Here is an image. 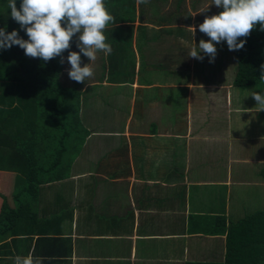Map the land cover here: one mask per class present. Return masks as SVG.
Segmentation results:
<instances>
[{"label": "crops", "instance_id": "obj_1", "mask_svg": "<svg viewBox=\"0 0 264 264\" xmlns=\"http://www.w3.org/2000/svg\"><path fill=\"white\" fill-rule=\"evenodd\" d=\"M124 1L133 7L131 24H138L132 26L137 32L136 46L134 40L130 44L132 73L126 75L128 61L121 62L125 65L121 79L112 77L101 53L99 63L90 62L94 74L80 83L72 137L62 141L63 147L59 144L58 152L50 156L45 152L53 164L41 176L37 191L21 198L35 214V222L25 215L14 228L21 235L0 240V264H13L9 257L30 252L43 257V264L221 262L224 225L236 220L239 212L232 203L244 201V187L253 186L255 194L264 190L261 123L250 121L253 127L249 122L244 132L241 126L247 119L237 124L230 118L242 107L225 89L232 84L220 81V68L209 74L201 67L206 77L197 73L192 80L187 60L197 37L188 27L201 23L198 14L192 15L195 0L188 9L184 0ZM146 46L157 47L160 63L145 64L153 74L143 78L141 72L147 73L140 54ZM11 61L0 59V92L11 72L17 71ZM158 66L165 70L162 77H154ZM69 70L62 66L60 76L67 72L70 79ZM10 83L15 84L14 79ZM218 89H225L223 97ZM177 90L183 91L184 104L179 123ZM255 110L254 106L247 112L256 118ZM114 115L119 117L118 127L109 124ZM6 121L0 119V129L4 127L0 149L13 151L16 129ZM43 135L39 151L54 150L44 146ZM28 149L37 148L31 144ZM17 164L0 169V205L3 199L11 207L17 205L13 194L24 182ZM47 172L54 178H46Z\"/></svg>", "mask_w": 264, "mask_h": 264}, {"label": "trees", "instance_id": "obj_2", "mask_svg": "<svg viewBox=\"0 0 264 264\" xmlns=\"http://www.w3.org/2000/svg\"><path fill=\"white\" fill-rule=\"evenodd\" d=\"M20 3L21 0H16L18 10ZM105 4L114 17V23L109 24L105 30L106 42L112 46L113 55L114 49H118L115 43H122L121 48L124 51L127 47L130 49L133 7L124 0H105ZM220 11L222 9L218 8L216 14ZM0 29H6L7 33L16 30L21 38L28 39L25 31L11 18L8 0H0ZM77 38L78 34L73 37L70 49L62 53L64 60H67L69 51L79 52L76 47ZM240 39H246V43L243 49L232 51L235 66L231 84L239 88L258 85L264 90V81L260 79V66L264 64V31H261L260 25L257 24L249 37ZM104 56L108 57L105 54ZM8 57H11V62L17 64V71L11 72L9 78L6 76V87L0 92V117L6 118L10 128L15 127L16 134L10 145L14 152L8 151L7 147L0 149V169H12L10 164L19 163L16 169L24 177V182L23 187L13 194V197L17 198L15 207L9 206L5 199L1 202L0 240L7 236L14 239L21 235L14 228L15 224L24 220L25 215L28 221L35 222V214L26 207V202L21 198L37 191L38 185L43 183L41 176L49 170V164H53L48 156H44L45 152L49 156L58 152L59 147H63L62 141L72 137L71 121L76 120V101L80 88L78 82L67 84L61 81V57L48 62L40 58H30L16 45L8 50L0 49V59L4 61ZM111 57L106 59L108 73L116 79H121L122 70L125 68L121 63L124 61L120 59L123 56L116 60ZM82 58L83 54L81 60ZM127 65L130 69L126 75L132 73V61L129 60ZM12 79L15 84L10 83ZM7 117L10 118L9 121ZM259 117L264 129V112H259ZM5 129L7 131L6 126ZM0 130L3 134L4 127ZM43 133L44 146H51L54 150L39 151ZM83 137L84 132L81 133L79 141H82ZM34 140L37 142L33 144ZM31 144L37 148L35 151L28 149ZM20 159L21 163L18 161ZM45 177L53 179L54 175L51 176L50 172H47ZM224 248L221 262L200 261L189 264H264V210H253L227 222L224 225Z\"/></svg>", "mask_w": 264, "mask_h": 264}, {"label": "clouds", "instance_id": "obj_3", "mask_svg": "<svg viewBox=\"0 0 264 264\" xmlns=\"http://www.w3.org/2000/svg\"><path fill=\"white\" fill-rule=\"evenodd\" d=\"M150 0H138L147 4ZM222 9L218 14L205 16L198 25L201 33L209 40L201 39L197 47H192L190 57L203 61L204 55L209 63H214L216 44L226 42L229 51L244 48L246 39L260 25L264 31V0H213V4ZM11 18L25 31L28 39L19 36L18 31L10 33L0 29V49L8 50L14 45L24 50L30 58H40L48 62L69 50L74 36L78 35L76 47L79 52L69 51L67 62L70 64L68 76L71 80L84 83L93 76L91 63L81 67V54L91 62L96 60L97 52L110 55L112 47L107 43L105 30L114 23L105 0H21L17 9L16 0H8ZM195 35L197 26L188 27ZM199 49V51H197ZM203 53L204 55H201ZM260 79L264 81V64L260 66ZM257 102V112H264V93L252 92ZM13 264H43V257L34 256L31 252L26 256L9 257Z\"/></svg>", "mask_w": 264, "mask_h": 264}, {"label": "rangeland", "instance_id": "obj_4", "mask_svg": "<svg viewBox=\"0 0 264 264\" xmlns=\"http://www.w3.org/2000/svg\"><path fill=\"white\" fill-rule=\"evenodd\" d=\"M191 1L193 0H184V6L186 9L189 8V4ZM213 4V0H195V5H197L196 7V10H191L193 11L192 15L194 14H198L199 15V18H200V22L203 23L204 21V18L205 16H211V15H215L216 14V11H217V7L215 5H212ZM136 5H134V8H135ZM135 11V14L137 12V8L134 10ZM152 11L154 12H159V9L158 8H152ZM197 12V13H196ZM193 26H197L199 25L200 23H195L193 22L192 23ZM197 24V25H196ZM138 24L137 22L135 21L132 26L133 27H136ZM136 31L133 32V30H131V36H130V44H131V41L134 40V45L136 46V34H135ZM79 35V34H78ZM202 36L201 38H198V36ZM203 33H201L198 29V26L196 28V32H195V35L194 37L196 39H194V43L192 45V47L194 46V44L199 45V42L201 39L205 40L206 42L209 40V38ZM178 41V39H176ZM193 41V40H191ZM156 41H154L155 43ZM192 44V42H191ZM116 46H118V49H114V53L112 55V52L110 55H108V57L106 58L104 56V53L103 52H97L96 54V60L93 61L94 64L96 63H99V61H97L98 59V53H101V56L103 57V61L106 62L107 60L106 59H109L112 55V59L116 60V58L118 59L119 57V54L121 53V55H123V58H122V61L124 62H127L129 60H132V52L131 50L129 49V47H127L124 51L122 50L121 48V45L122 43H115ZM190 48H191V45H188ZM216 48H217V55H216V58H215V61L214 63H209V57L207 55H204L203 53H201V55H204V59L203 61L205 63H203V61H200V60H197L196 58H192L190 56H188V60H187V63L188 66H191L190 68V71H191V74H193L192 76V80L194 81L196 76H197V73H199L200 75L199 76H202V78H205L206 76L204 74L201 73V67H207L206 69H208V71L210 70L209 74L211 73H217V70L220 68L221 71L223 72L222 75L219 77L220 78V81L223 83V85L225 84L226 86L231 83V79L233 77V73H234V66H235V63H234V60H233V57H232V51H229L228 47H227V44L226 42H221L220 44H216L215 45ZM112 47V46H111ZM189 48V49H190ZM142 49V47L140 48V50ZM167 49H171V46L170 44H168L167 46ZM188 50V49H187ZM157 51V47H143V50L140 54V59H141V65H142V68L145 67V64L147 65H155L157 63V57H156V54L155 52ZM166 50H164L165 52ZM197 51H199V49H197ZM161 51H158L157 53H159ZM163 52V51H162ZM178 55V54H177ZM162 57V56H161ZM165 59L167 58H172V56H163ZM91 61L85 57L84 61L81 63L83 65L86 64H89ZM160 63V61L158 62V64ZM108 65V64H106ZM157 65V64H156ZM181 65L186 66V63L185 62H182ZM63 66L64 67H69V63L67 62V60H64V63H63ZM163 67V66H162ZM156 70L154 71L155 75L154 77H162L163 74H164V69L163 68H159V66L157 68H155ZM164 70V71H163ZM179 70V67L178 69ZM203 71V70H202ZM145 72L147 74H145L143 71L141 72L142 73V77L145 78L146 75L148 74H153V71H149V69H147L145 67ZM66 74L67 72H65V77L62 76L61 79L64 81V83H67V84H70L72 83L73 80L71 79H68L66 78ZM216 77V76H215ZM65 78V79H63ZM231 87L230 88H225L226 90L229 91V93L231 94V96L233 97V101L234 103H237L239 101V105H240V109H241V113H231L230 114V118L232 120H234L237 124H240L244 121H247L244 122L242 124V130L245 132V129H247L245 126L250 122V121H253V123H255V120L257 122H260L261 123V118L258 116V117H254V114H251L250 112H247L251 107H256L257 106V102L252 98L251 94L252 92L256 91L257 93H264V90L261 88V86H258V85H251L249 87H246V88H239V87H235L233 85H230ZM225 89H218V95L220 97H223L224 95V91ZM178 91V90H177ZM179 94V99L177 97L176 99V109L175 111L177 110V114H176V120L177 122L179 123L181 121V113L180 111L184 110V104H181L182 103V97L180 95H182V92L183 91H178ZM220 100V103H222L223 101L221 100V98H219ZM111 106L109 105V108ZM112 108V107H111ZM246 110H244V109ZM117 111V110H116ZM246 111V112H245ZM258 109L256 108L255 112L258 113L259 115V112H257ZM118 113V116H119V111H117ZM99 116H101L102 114L98 113ZM248 115V118H245L246 115ZM118 116H113L114 118H116V121L115 119L113 118L112 121H110L109 124L111 125H115L116 124V127L120 126L121 124L118 123L119 122V117ZM121 119V118H120ZM101 123H105V118H102L101 120ZM181 125V124H178V126ZM249 127H253L251 122H250V125ZM243 132V133H244ZM242 133V134H243ZM261 153H264V149H261ZM243 189V188H242ZM244 189H247L246 191H241V198L244 197V201H241L240 200V203L238 202H235V203H232L233 206H232V209L235 211L236 208H238V214L235 215L234 217L237 219L239 217H241L242 215H245L246 213H249L250 211H253L255 209H260V210H264V190L262 191H259L257 192V194H255L254 191V187L253 186H249L247 188L244 187ZM236 197L237 200L238 199V194L237 195H234Z\"/></svg>", "mask_w": 264, "mask_h": 264}]
</instances>
